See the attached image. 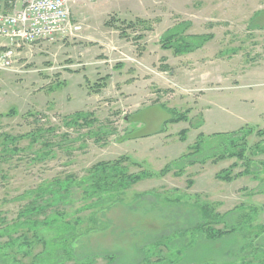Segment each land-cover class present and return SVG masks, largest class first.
<instances>
[{"label": "rangeland", "instance_id": "rangeland-1", "mask_svg": "<svg viewBox=\"0 0 264 264\" xmlns=\"http://www.w3.org/2000/svg\"><path fill=\"white\" fill-rule=\"evenodd\" d=\"M70 9L81 31L23 46L14 67L0 71V264H51L37 256L50 248L42 241L60 236L54 219L80 218L84 229L93 212L84 209L77 187L67 203L58 193L67 194L69 177L80 180L95 164L122 156L131 174H157L166 166L170 172L104 205L99 216L106 229L84 236L79 256L94 257V264H111L110 258L142 264L148 256L149 264H264V236H256L264 228V154L254 155L256 145L264 150L256 134L264 130V0H70ZM111 19L115 26L107 27ZM139 19L146 24L127 27ZM183 22L191 25L187 35L213 39L176 56L162 48L161 37ZM168 109L204 123L164 128ZM77 112L96 122L67 127ZM244 127L255 130L246 146L252 164L238 163L232 175L251 173L219 180L216 175L236 161L218 160L231 142H212L215 148L199 155L190 147L199 134ZM188 155L193 165L182 161ZM204 204L233 212L227 221L237 234L209 242L195 229ZM37 206L42 209L35 213Z\"/></svg>", "mask_w": 264, "mask_h": 264}, {"label": "trees", "instance_id": "trees-1", "mask_svg": "<svg viewBox=\"0 0 264 264\" xmlns=\"http://www.w3.org/2000/svg\"><path fill=\"white\" fill-rule=\"evenodd\" d=\"M113 19L106 22L105 25L107 27L115 26L113 24ZM138 24L144 25L146 21L138 20L136 22H130L127 24L128 28H136ZM191 27L189 22H183L175 25L173 28L169 29L162 37H161V44L164 50H171L176 56L190 54L195 51L202 49L207 42L213 39V35H187V31ZM117 29H120L117 27ZM121 31V29H120ZM121 36L125 37V30L122 29ZM107 80V77L103 78ZM100 84L97 83L93 86L96 88V92L100 91ZM170 118L164 123V128L167 125L179 124L181 122H188L193 129H200L204 123L203 117L199 119V123L194 125V123L189 119L188 113L187 114H179L173 110H167ZM93 117L89 113L85 112H77L72 116L68 117L65 125L67 127H78L81 129L82 127H91L96 121L92 119ZM246 127L233 131L231 133H223V134H216L212 135L211 137L207 138L203 134L198 135V142L196 145L191 146L190 149L195 151L196 154H201V152L206 150L214 149L215 146H211L212 142H216V145L219 146L227 141L231 142L230 151L224 147V151L221 152V155L218 157V160H236L230 168L221 171L216 175L217 179L225 181V182H232L235 179L248 176L250 175V171L246 169L245 171L237 174L232 175V171L238 167V163H242L246 165L245 167H250L252 164L251 159L247 158L246 155V146H247V139L251 136L255 130L253 128H248L246 131ZM41 131V130H40ZM188 130H182L180 132L181 140L185 141L187 136ZM109 133H105L108 135ZM256 134L264 138V130H259ZM42 135V134H40ZM6 140H9L8 136H5ZM16 141V139H11ZM126 140V139H125ZM36 142V141H34ZM221 145V147H223ZM227 146V145H226ZM240 146V147H238ZM259 151L254 152L256 155L257 153L264 154V150L260 149V145H256ZM191 155V154H190ZM188 155L182 161H188V164L193 165L194 163L190 162L191 156ZM41 160V159H39ZM129 160L128 157L122 156L114 161H107V162H99L95 164L90 170L89 174L81 178L80 180H75L72 177L67 180L66 184L63 187V190L67 193L65 195H61L60 192L58 193L57 199L58 201L71 200L73 197L74 192H72L73 187H77L80 190L81 200L85 203L84 209L91 208L93 212L89 213L87 220H86V227L82 228V222H80V218L75 220H67L64 219V215H60L61 217L58 219H54L55 221H59L55 229L58 231L57 234H60L53 237L50 242L42 241V243L50 248L46 249V251L42 254L37 256V261H47L52 262L51 264H65L69 261H74L76 264H94L92 260V256H84L81 257L78 255V246L80 245V240L84 238V236H88L93 232H97V230L101 229L104 230L106 227L103 225V221H100V211L101 215L104 216V205L106 206L110 200L113 199L115 195H123L125 194L131 186L139 183L144 179H152V178H163L170 172V168L168 166L164 167L159 173L154 174L146 171H141L136 174L129 173V170L126 166L123 165V162ZM139 166V164L134 163ZM247 167V168H248ZM50 190V189H48ZM45 189H41L42 195L46 196ZM62 193V192H61ZM41 195V196H42ZM67 203V202H66ZM52 205V204H49ZM48 205V206H49ZM41 207H33V210L36 212L39 211ZM264 208V207H263ZM263 208L261 209L263 211ZM200 211L202 213V220L199 222L195 229L199 230L200 233L204 235V237L209 242H216L223 240L226 237L231 235L237 234V227L229 225L228 218L231 217L233 212H228L225 214H220L217 212V204H204L201 206ZM33 212V211H32ZM256 213V210L253 211ZM253 217V215H252ZM247 220H252L251 217L247 218ZM249 225L251 222L248 221ZM45 225L48 223L45 222ZM36 226L39 224H31V226ZM217 225H223L224 228L216 229ZM52 227V225H47ZM32 230V229H31ZM262 230V229H260ZM251 232V230H250ZM264 228L260 233H257L256 236L259 238L264 236ZM63 233V235H61ZM252 235V234H251ZM38 241V239H37ZM13 242V241H11ZM27 242V246L31 245L29 240L24 241L22 244ZM157 242V241H156ZM158 245V243H156ZM50 245V246H49ZM21 249V253L23 256H28L29 250L24 251ZM150 256L144 258L142 260V264H149ZM110 263H114L116 259L110 258ZM160 259H157L156 262H159ZM85 262V263H84ZM75 264V263H74ZM263 264V263H262Z\"/></svg>", "mask_w": 264, "mask_h": 264}, {"label": "built area", "instance_id": "built-area-1", "mask_svg": "<svg viewBox=\"0 0 264 264\" xmlns=\"http://www.w3.org/2000/svg\"><path fill=\"white\" fill-rule=\"evenodd\" d=\"M81 29L70 0H0V71L14 67L23 46L68 38Z\"/></svg>", "mask_w": 264, "mask_h": 264}, {"label": "crops", "instance_id": "crops-1", "mask_svg": "<svg viewBox=\"0 0 264 264\" xmlns=\"http://www.w3.org/2000/svg\"><path fill=\"white\" fill-rule=\"evenodd\" d=\"M91 1V0H90Z\"/></svg>", "mask_w": 264, "mask_h": 264}]
</instances>
